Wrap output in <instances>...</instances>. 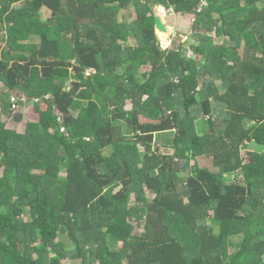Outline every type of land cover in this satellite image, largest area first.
<instances>
[{"label":"trees","instance_id":"16d2710c","mask_svg":"<svg viewBox=\"0 0 264 264\" xmlns=\"http://www.w3.org/2000/svg\"><path fill=\"white\" fill-rule=\"evenodd\" d=\"M0 168V264H264V0H0Z\"/></svg>","mask_w":264,"mask_h":264},{"label":"rangeland","instance_id":"374dc122","mask_svg":"<svg viewBox=\"0 0 264 264\" xmlns=\"http://www.w3.org/2000/svg\"><path fill=\"white\" fill-rule=\"evenodd\" d=\"M20 3H15L13 4V7H18ZM154 14L159 15L162 20L164 21L165 25L167 26V31L166 32H157L159 36V43L160 46L165 49L167 47L172 46V41H175L177 43H181L184 47L190 48V45L196 44L197 43V38H196V33H204L206 32L208 36H215V31L212 26H200L198 22L195 20L190 19L188 21L185 20H177L176 14L173 13L172 10H165L161 6H155L153 8ZM122 13V12H121ZM120 13V14H121ZM125 13V12H124ZM122 15V14H121ZM120 15V16H121ZM133 12L131 11V14L129 15V19L132 18ZM36 40V39H34ZM214 41L216 44H221L222 41L220 38L217 36L214 37ZM188 54H190L192 57H195L194 53L192 51H188ZM202 61V60H201ZM148 69V67H142L140 68V71H144ZM216 84L218 87L221 88V85H219V80L218 78L215 77ZM14 98V99H13ZM11 98V102L13 103L12 105L14 106V110L17 112H21L22 119L19 123L15 124L12 119H9L7 121V126L8 127H15L17 131L22 132L25 126V123L28 121H36L38 118L37 113L33 110V106L31 102H24V104H16V97ZM22 100L25 101V98L22 97ZM125 108L129 110L131 108V103L127 101ZM159 140L162 142V144H165L163 147H161V151L165 153H171L172 148L166 147L169 145V135L167 133L159 134L158 135ZM105 152H109V150H105ZM241 153L243 156L246 154V150L242 149ZM197 164L199 166H210V159L209 158H204V157H199L197 159ZM42 170V167L40 168ZM40 169H37L36 171H40ZM4 174L3 168H0V176ZM63 176V173L60 174ZM236 178L241 177V173L238 171L235 174ZM132 198V196H131ZM129 220L131 223L135 226V231L140 232L141 227L139 226V222L142 220V215L140 216L139 214H131L129 217ZM62 264H81L80 260L78 259H71V258H66L62 260Z\"/></svg>","mask_w":264,"mask_h":264},{"label":"water","instance_id":"95a60500","mask_svg":"<svg viewBox=\"0 0 264 264\" xmlns=\"http://www.w3.org/2000/svg\"><path fill=\"white\" fill-rule=\"evenodd\" d=\"M154 28L157 32L163 33L167 31V26L165 25L162 18L157 14L154 16ZM157 32H155V36H156V39L159 40V36ZM20 95H22V93Z\"/></svg>","mask_w":264,"mask_h":264},{"label":"clouds","instance_id":"9594fccd","mask_svg":"<svg viewBox=\"0 0 264 264\" xmlns=\"http://www.w3.org/2000/svg\"><path fill=\"white\" fill-rule=\"evenodd\" d=\"M16 94H17V91H14V94H13L12 98H13V97H17ZM20 94H21V93L18 94L20 97H24V96H23V93H22V95H20ZM24 98H25V97H24ZM13 99H14V98H13ZM12 107H13V105H12Z\"/></svg>","mask_w":264,"mask_h":264},{"label":"crops","instance_id":"0c3cea01","mask_svg":"<svg viewBox=\"0 0 264 264\" xmlns=\"http://www.w3.org/2000/svg\"><path fill=\"white\" fill-rule=\"evenodd\" d=\"M26 100V99H25Z\"/></svg>","mask_w":264,"mask_h":264}]
</instances>
